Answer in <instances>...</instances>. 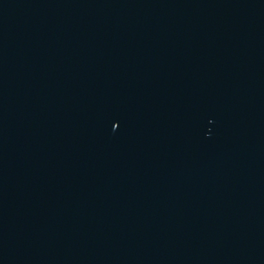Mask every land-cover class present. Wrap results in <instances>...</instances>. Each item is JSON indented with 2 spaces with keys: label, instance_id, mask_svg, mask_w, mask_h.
<instances>
[{
  "label": "water",
  "instance_id": "obj_1",
  "mask_svg": "<svg viewBox=\"0 0 264 264\" xmlns=\"http://www.w3.org/2000/svg\"><path fill=\"white\" fill-rule=\"evenodd\" d=\"M0 264H264V0H0Z\"/></svg>",
  "mask_w": 264,
  "mask_h": 264
}]
</instances>
